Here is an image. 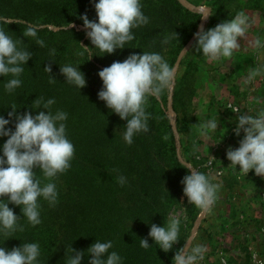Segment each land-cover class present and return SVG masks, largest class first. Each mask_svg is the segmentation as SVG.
<instances>
[{"label": "trees", "instance_id": "16d2710c", "mask_svg": "<svg viewBox=\"0 0 264 264\" xmlns=\"http://www.w3.org/2000/svg\"><path fill=\"white\" fill-rule=\"evenodd\" d=\"M232 1L239 10L244 4L242 0L211 1V24L218 14L225 13L221 8ZM257 1L253 3L255 6ZM142 3L143 11L150 17L149 23L133 29L135 38L127 42L125 48L104 54L95 48L89 52L81 45L94 47L80 18L84 13L89 19L97 18L92 0H0V27L9 30L14 38L21 37L24 46L33 52L24 66L23 83L15 92H6L0 82V114L7 117L11 104L21 113L47 111L42 106L33 109V101L40 96L55 97L52 108L68 113L67 135L75 146L71 167L55 178L58 202L49 206L47 201L41 200L42 220L35 226L23 218L21 206L10 203L22 218L19 224L23 225V230L18 229L10 237L0 235V243H3L0 246L10 249L22 242L38 241L40 264H65L67 256L71 255V246L84 250L96 238L112 239L113 248L124 258L123 264H173L176 250L185 244L188 234L182 225L179 240L167 252L148 236L151 223L166 222L171 209L181 203L185 195L181 180L188 169L177 152L167 105L168 90L158 97H149L146 106L151 114L149 129L138 133L132 144L122 139V126L126 121L97 95L102 87L98 71L104 66L143 50L160 52L174 66L197 32L201 13L182 0H142ZM37 23L43 46L36 44V37L23 36L29 24ZM69 62L80 64L85 74L87 83L81 89L66 82L60 72V64ZM186 63L187 71L199 69L194 57L188 58ZM45 65H51V75L57 79L54 82H50V74L44 71ZM4 79L0 76V81ZM176 94L173 109L180 124L178 129L182 131L186 129L187 116L180 119ZM6 139L0 137V144ZM120 174L127 177L124 185L117 181ZM186 211L194 221L201 208L189 204ZM145 237L150 244L148 248L140 245V238ZM88 255L81 264H89Z\"/></svg>", "mask_w": 264, "mask_h": 264}, {"label": "clouds", "instance_id": "9594fccd", "mask_svg": "<svg viewBox=\"0 0 264 264\" xmlns=\"http://www.w3.org/2000/svg\"><path fill=\"white\" fill-rule=\"evenodd\" d=\"M92 2L97 18L89 19L87 13L80 17L86 36L94 47L80 43L89 52L95 48L110 54L116 49L125 48V44L135 38L133 29L150 21L143 11L142 0ZM206 10L201 17L209 14ZM254 22V18L241 9L213 27H201L194 33L196 51L210 62L231 58L235 50L241 47L240 38L248 33ZM39 27L38 23L29 24L23 36L36 37V44L43 46L44 40L38 37ZM252 46L259 60L264 56V34L256 35ZM32 56L33 52L24 46L21 37L14 38L9 30L0 27V76L6 78L0 82L6 92L13 93L22 85L24 66ZM79 66L71 62L60 64V72L64 74L66 82L81 89L87 81ZM44 71L50 74V82L57 80L51 75V65H45ZM261 73H264V63H256L249 69L244 82L253 81ZM98 75L102 79L98 98L126 121L122 126V139L126 144H132L138 133L149 129L151 114L146 110L149 97H158L171 87L176 68L160 52L143 50L142 53H130L122 61H113L100 69ZM55 103V97L45 99L40 96L31 107L41 109L42 106L47 111L21 113L15 104H11L7 117L0 114V137H7L0 144V235L10 237L18 229L23 230V225L19 224L22 218L9 206L10 203L21 206L23 218L35 226L42 220L41 200L47 201L49 206H55L58 202L59 191L55 178L71 167L75 146L67 135L68 113L61 108L53 110ZM198 125L200 137L208 139L210 132L218 129L220 123L213 117L199 121ZM233 131L236 136H240L241 131L244 134L238 147L229 145L226 149V156L231 161L229 166L239 172L247 174L254 170L255 174L264 176V107L257 108L255 113L250 110L239 111ZM185 168L188 172L181 180L183 193L190 203L210 210L218 199L222 182L190 164H186ZM117 181L121 185L128 182L123 174L117 177ZM181 223L182 217L178 212L169 213L162 225L151 223L148 236L167 252L179 240ZM113 245L112 239L96 238L84 250L71 246V255L67 256L65 264H81L86 254H90L89 264H123L124 258ZM140 245L144 248L150 246L146 237L140 238ZM206 251V244H193L191 240H185V244L173 256V264H198ZM40 255L38 241L22 242L10 249L0 246V264H40Z\"/></svg>", "mask_w": 264, "mask_h": 264}, {"label": "rangeland", "instance_id": "374dc122", "mask_svg": "<svg viewBox=\"0 0 264 264\" xmlns=\"http://www.w3.org/2000/svg\"><path fill=\"white\" fill-rule=\"evenodd\" d=\"M182 1L201 14L207 9L209 14L201 18L197 31L201 27H213L230 18L233 11L239 10L234 1L228 2L226 7L221 8L225 13L218 14L211 24L212 0ZM242 1L241 9L255 22L248 33L240 38L241 47L235 50L231 58L210 62L196 51L193 36L174 64L175 79L167 89V105L179 157L185 164L207 172L222 182L214 205L210 210L201 209L194 221L186 207L195 204L190 203L186 195L170 211L181 215L187 240L193 244L202 242L207 245V251L198 264H264V176L255 174L254 170L247 174L235 170L229 166L231 161L226 156L228 146L238 147L244 134L241 131V135L236 136L233 131L239 111L255 113L257 108L264 107V73L247 84L244 82L251 67L264 63V56L258 60L252 46L255 36L264 34V0H258L256 6L253 4L256 0ZM191 57L199 64L195 72L187 71L186 61ZM185 73L188 74L183 77ZM175 94L179 101L180 119L187 116L184 121L186 129L182 131L178 129L180 124L173 109ZM213 117L220 125L210 132L208 139L211 141L208 143V139L200 137L198 122Z\"/></svg>", "mask_w": 264, "mask_h": 264}, {"label": "crops", "instance_id": "0c3cea01", "mask_svg": "<svg viewBox=\"0 0 264 264\" xmlns=\"http://www.w3.org/2000/svg\"><path fill=\"white\" fill-rule=\"evenodd\" d=\"M255 34H257V32H255Z\"/></svg>", "mask_w": 264, "mask_h": 264}]
</instances>
